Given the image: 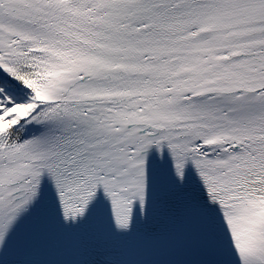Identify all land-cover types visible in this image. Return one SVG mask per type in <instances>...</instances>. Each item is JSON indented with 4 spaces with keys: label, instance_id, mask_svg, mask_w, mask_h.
Instances as JSON below:
<instances>
[{
    "label": "snow or ice",
    "instance_id": "obj_1",
    "mask_svg": "<svg viewBox=\"0 0 264 264\" xmlns=\"http://www.w3.org/2000/svg\"><path fill=\"white\" fill-rule=\"evenodd\" d=\"M0 264H264V0H0Z\"/></svg>",
    "mask_w": 264,
    "mask_h": 264
}]
</instances>
